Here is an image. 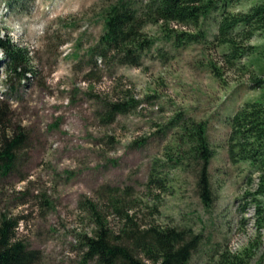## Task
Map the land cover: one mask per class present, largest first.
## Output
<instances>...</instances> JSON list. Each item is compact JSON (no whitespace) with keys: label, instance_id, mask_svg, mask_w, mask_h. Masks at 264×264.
Wrapping results in <instances>:
<instances>
[{"label":"rangeland","instance_id":"374dc122","mask_svg":"<svg viewBox=\"0 0 264 264\" xmlns=\"http://www.w3.org/2000/svg\"><path fill=\"white\" fill-rule=\"evenodd\" d=\"M116 1L0 0V37L25 50L31 70L15 77L0 50V101L28 138L16 171L0 177V218L18 221L16 237L40 252L38 264H95L84 258L95 228L85 206L96 205L118 231L116 189L139 225L191 230L198 243L188 264H264L257 175L229 159L226 123L244 103L264 98V86L254 88L264 80V34L235 31L244 55L230 66L211 14L196 28L145 25L137 65L99 59L88 51ZM256 2L237 0L229 11L245 14ZM112 104L127 111L109 122ZM198 125L211 152L210 201L198 185Z\"/></svg>","mask_w":264,"mask_h":264},{"label":"trees","instance_id":"16d2710c","mask_svg":"<svg viewBox=\"0 0 264 264\" xmlns=\"http://www.w3.org/2000/svg\"><path fill=\"white\" fill-rule=\"evenodd\" d=\"M237 0H117L105 12V28L96 46L88 54L99 59L115 55L122 57L121 63L137 65L141 49L146 40L142 39V30L147 24L162 27L174 24L180 27L199 26L202 19L211 14L217 18V39L220 45H226L225 62L234 66L237 59L243 57V51L231 37L240 28H250L264 34V0L254 3L245 14H233L229 11ZM249 30V31H250ZM249 37L246 38L249 39ZM194 40H187V43ZM0 50L8 63V70L17 78L27 77V57L21 49L0 37ZM257 48L248 47L247 51L257 53ZM261 53V52H260ZM259 54V53H258ZM263 54L261 53V56ZM264 58V55L261 59ZM259 60V57L256 58ZM264 73V68L259 70ZM264 80L254 81V88H262ZM109 110V122L115 116L123 114L127 108L122 104H112ZM13 113L10 105L0 101V177L12 175L20 162L28 138L19 129L14 128ZM230 128L228 138V156L232 162H246L256 174L257 188L253 192L257 213L264 214V98L246 102L227 119ZM195 134L197 152L202 162L198 173V185L204 201H210L208 165L211 152L205 138V128L198 125ZM158 180L151 179L150 182ZM113 189L111 207L123 221L118 231L109 228L104 215L96 205L85 206L93 218L94 230L85 238L84 258L95 264H188L198 243L197 237L188 228H167L155 224L141 226L136 223L129 211L133 209L125 197L116 194ZM260 198L261 200H259ZM16 219L0 218V264H38L39 251L30 249L16 237L18 229Z\"/></svg>","mask_w":264,"mask_h":264},{"label":"clouds","instance_id":"9594fccd","mask_svg":"<svg viewBox=\"0 0 264 264\" xmlns=\"http://www.w3.org/2000/svg\"><path fill=\"white\" fill-rule=\"evenodd\" d=\"M0 90H2V89H0Z\"/></svg>","mask_w":264,"mask_h":264}]
</instances>
